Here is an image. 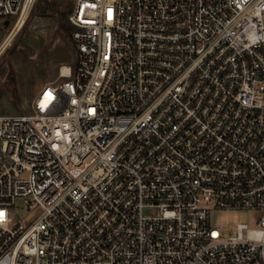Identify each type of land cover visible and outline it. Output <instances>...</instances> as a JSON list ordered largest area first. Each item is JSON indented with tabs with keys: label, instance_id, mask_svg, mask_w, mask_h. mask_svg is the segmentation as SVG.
I'll return each mask as SVG.
<instances>
[{
	"label": "built area",
	"instance_id": "1",
	"mask_svg": "<svg viewBox=\"0 0 264 264\" xmlns=\"http://www.w3.org/2000/svg\"><path fill=\"white\" fill-rule=\"evenodd\" d=\"M69 20L74 63L0 115V264H264V0H76Z\"/></svg>",
	"mask_w": 264,
	"mask_h": 264
},
{
	"label": "rangeland",
	"instance_id": "2",
	"mask_svg": "<svg viewBox=\"0 0 264 264\" xmlns=\"http://www.w3.org/2000/svg\"><path fill=\"white\" fill-rule=\"evenodd\" d=\"M57 1L61 3L62 10L66 5L74 7L76 2ZM18 22L14 15L0 16V115L30 111L31 103L41 87L46 82L58 81L60 65L72 64L76 60V49L71 37L61 28L58 13L45 9V0L36 1L20 29L17 27ZM66 23L69 24L68 21ZM13 31L15 33L8 39ZM14 86L18 90L19 103L12 93ZM23 206L24 200L18 199L13 209L15 220L29 215L30 211ZM153 212L150 209L145 211L146 214ZM212 215L217 225L245 222L256 226L260 211L219 209Z\"/></svg>",
	"mask_w": 264,
	"mask_h": 264
},
{
	"label": "trees",
	"instance_id": "3",
	"mask_svg": "<svg viewBox=\"0 0 264 264\" xmlns=\"http://www.w3.org/2000/svg\"><path fill=\"white\" fill-rule=\"evenodd\" d=\"M73 8L71 5H66L64 9H61V3L57 0H45V9L51 12L58 13L60 26L64 30L67 36H70L73 42V45L75 46L73 37H72V30L74 29L73 25L71 24L69 20V15L72 13ZM66 21L69 22V24L66 23ZM76 49V46H75ZM13 88V96L15 97L17 103L20 102V97L18 94L17 88L14 86Z\"/></svg>",
	"mask_w": 264,
	"mask_h": 264
},
{
	"label": "bare ground",
	"instance_id": "4",
	"mask_svg": "<svg viewBox=\"0 0 264 264\" xmlns=\"http://www.w3.org/2000/svg\"><path fill=\"white\" fill-rule=\"evenodd\" d=\"M22 25H23V21H22V22H19V24L17 25L18 29H20ZM18 29H17V30H18ZM17 30H16V31H17ZM14 33H15V32L13 31V32L8 36V39H10L11 36H12ZM6 43H7V42H6Z\"/></svg>",
	"mask_w": 264,
	"mask_h": 264
},
{
	"label": "water",
	"instance_id": "5",
	"mask_svg": "<svg viewBox=\"0 0 264 264\" xmlns=\"http://www.w3.org/2000/svg\"><path fill=\"white\" fill-rule=\"evenodd\" d=\"M13 78V77H12Z\"/></svg>",
	"mask_w": 264,
	"mask_h": 264
}]
</instances>
